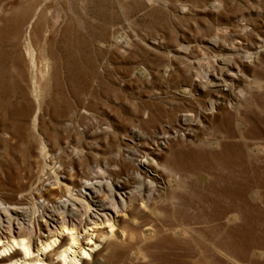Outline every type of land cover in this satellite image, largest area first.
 <instances>
[{"label": "rangeland", "instance_id": "rangeland-1", "mask_svg": "<svg viewBox=\"0 0 264 264\" xmlns=\"http://www.w3.org/2000/svg\"><path fill=\"white\" fill-rule=\"evenodd\" d=\"M58 184L114 223L81 264H264V0H0V240L37 254L61 215L23 209Z\"/></svg>", "mask_w": 264, "mask_h": 264}, {"label": "bare ground", "instance_id": "bare-ground-1", "mask_svg": "<svg viewBox=\"0 0 264 264\" xmlns=\"http://www.w3.org/2000/svg\"><path fill=\"white\" fill-rule=\"evenodd\" d=\"M17 22L19 23L20 21L17 19L15 21V24H17ZM30 25H31V20L28 22L25 28V32L27 36L26 37L27 44L25 46V52L30 61L31 66H33L35 63L34 56H33V50L29 46V41H28ZM15 26L16 25H14L13 33H16ZM244 54H245V57H251V53L247 54V52H245ZM34 77L35 75H32V83H33L32 91L35 92V94H37L38 91H37V86L35 85V82H34ZM36 119L37 117L35 116L34 123H36ZM40 149L42 151L43 157H45V154H46L45 147L41 145ZM144 156L145 155H142L141 157H144ZM46 167H47V164L44 163L43 169H45ZM50 170H51V173L53 174L52 176L51 175L50 176L53 177L54 180L58 181L59 178L56 173V169H54L52 166ZM135 178H136L135 180L137 184L136 189L138 191L144 190L147 184L151 183V180H149V183H147V181L142 176H140V172L138 170H135ZM94 182L95 181H92V180H84L81 189L84 190L89 187L93 188L95 185ZM52 183H55V182H52ZM97 184L100 187L103 186L102 181H99ZM58 186L63 191V194L65 195V197L64 199L60 198L57 202L58 203L57 205L50 204L49 206L48 200H46L45 202L39 203L38 206L33 205V207H28L27 209H23V211L26 213V216L32 215L33 217H35L34 214L38 212V207L41 208L39 217L44 216V212L46 208L48 207L52 208L54 211L59 212L61 217L53 233L51 234L49 233L48 235L42 238L40 243L36 245V253L37 252L38 253L34 254L33 246H34V242L36 239L34 238L32 230L30 229L28 225L22 226V223L19 224V228H21V230L16 233L13 232L9 227L7 228L5 227L7 230L4 236L6 240H0V264H5V263L6 264H43L42 257L45 256L46 252L55 253L57 264H81L83 262L89 263V261H85V259L90 256V251L85 247V245L87 246L90 245L89 243L91 242L90 240L93 237V232L96 233L94 236H97V238H101L100 240H104L106 238L112 237L114 223L110 222V218L109 217L107 218V216L105 215L103 216V219H102L104 226L106 225L105 227L108 228V230L99 228L98 226L101 223H95V221L91 222V219H90L91 217L90 215H88V212H87V209L89 208V206L83 201L79 202L80 205H78V207L80 210L82 209V213L85 215L84 220H80V219L79 221L77 220L78 224H75V222L73 223V221L68 220L66 216V214L68 213L67 203H69L70 205H75V203L70 198L76 195L75 198H80L81 200V198L85 197L84 195L85 193L79 194L80 195L79 197L78 194L73 193L69 184L68 185L64 184L63 186L58 184ZM105 186L107 187L106 197L108 199V203L112 205L113 207H116L118 204V201L114 200V196L112 192L113 188H112V184L110 180L106 182ZM121 203L123 204V202ZM4 212H5L4 217L6 219V223L8 224V226H11L13 224V221L14 220L16 221V218L13 219L11 217L8 209L4 208L3 214ZM78 216L79 214L77 215V217ZM2 221L3 220H0V223ZM80 221L81 222L83 221L84 223L85 221H87V224L94 223V226L86 227L84 229V233L82 236L84 237L88 236V239H89L86 243H81L82 236H79V233L77 230L79 223H81ZM30 223L32 224L33 222H30ZM86 232L88 234H86Z\"/></svg>", "mask_w": 264, "mask_h": 264}]
</instances>
